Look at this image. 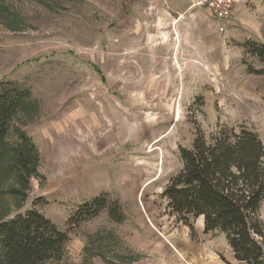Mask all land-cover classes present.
Here are the masks:
<instances>
[{
  "label": "rangeland",
  "instance_id": "obj_1",
  "mask_svg": "<svg viewBox=\"0 0 264 264\" xmlns=\"http://www.w3.org/2000/svg\"><path fill=\"white\" fill-rule=\"evenodd\" d=\"M248 40L264 42V0H236L228 19L189 0H0V82L29 91L0 156V220L36 208L68 232L45 264H130L122 243L141 219L175 262L237 263L223 233L201 217L191 229L162 193L198 131L243 123L264 143V75L249 72L264 62ZM22 131L37 154L25 180ZM101 194L123 221L106 208L68 223Z\"/></svg>",
  "mask_w": 264,
  "mask_h": 264
},
{
  "label": "trees",
  "instance_id": "obj_2",
  "mask_svg": "<svg viewBox=\"0 0 264 264\" xmlns=\"http://www.w3.org/2000/svg\"><path fill=\"white\" fill-rule=\"evenodd\" d=\"M244 47L264 62V42L248 40ZM249 72L264 75V66H250ZM28 95V89L13 81L0 82V156L11 122L28 103ZM19 135L23 144L15 147L14 166L23 171L19 179L25 180V173H37V154L25 132ZM181 159L182 167L162 193L171 213L191 229L192 221L201 216L205 232L223 233L237 260L230 264H264V143L258 132L243 123L224 125L209 137L198 131L191 147H181ZM110 204L108 196L101 194L79 205L68 223L88 221L106 208L123 221L118 206ZM69 240L68 232L31 208L0 220V264L59 260Z\"/></svg>",
  "mask_w": 264,
  "mask_h": 264
},
{
  "label": "crops",
  "instance_id": "obj_3",
  "mask_svg": "<svg viewBox=\"0 0 264 264\" xmlns=\"http://www.w3.org/2000/svg\"><path fill=\"white\" fill-rule=\"evenodd\" d=\"M133 227L136 231L133 230V235L122 243L126 251L135 258L130 264H183L175 262V251L167 241L158 236H148L151 228L145 221L141 219L140 224L136 222Z\"/></svg>",
  "mask_w": 264,
  "mask_h": 264
},
{
  "label": "built area",
  "instance_id": "obj_4",
  "mask_svg": "<svg viewBox=\"0 0 264 264\" xmlns=\"http://www.w3.org/2000/svg\"><path fill=\"white\" fill-rule=\"evenodd\" d=\"M193 7L207 8L218 19H228L233 15L236 0H189Z\"/></svg>",
  "mask_w": 264,
  "mask_h": 264
},
{
  "label": "bare ground",
  "instance_id": "obj_5",
  "mask_svg": "<svg viewBox=\"0 0 264 264\" xmlns=\"http://www.w3.org/2000/svg\"><path fill=\"white\" fill-rule=\"evenodd\" d=\"M179 114V113H178Z\"/></svg>",
  "mask_w": 264,
  "mask_h": 264
}]
</instances>
